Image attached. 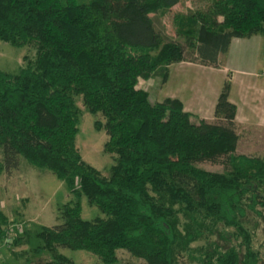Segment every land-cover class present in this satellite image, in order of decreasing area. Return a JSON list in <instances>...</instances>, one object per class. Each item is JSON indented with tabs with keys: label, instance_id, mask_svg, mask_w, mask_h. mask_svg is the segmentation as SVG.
Wrapping results in <instances>:
<instances>
[{
	"label": "trees",
	"instance_id": "1",
	"mask_svg": "<svg viewBox=\"0 0 264 264\" xmlns=\"http://www.w3.org/2000/svg\"><path fill=\"white\" fill-rule=\"evenodd\" d=\"M181 1L0 0V41L36 50L17 74L0 70V174L22 158L73 196L59 210L62 223L37 233L44 245L34 253L47 252L45 264H76L60 247L102 264H117L120 250L147 264H264L253 242L264 220V158L236 153L232 74L214 122L194 121L179 100L158 103L139 88L149 73L166 84L181 62L222 67L234 38L264 37V0H213L176 14L184 44L160 27L161 13ZM78 97L105 119L95 127L109 136L108 175L77 147ZM83 197L101 217L83 219ZM20 227L0 212L2 249L24 242Z\"/></svg>",
	"mask_w": 264,
	"mask_h": 264
},
{
	"label": "rangeland",
	"instance_id": "2",
	"mask_svg": "<svg viewBox=\"0 0 264 264\" xmlns=\"http://www.w3.org/2000/svg\"><path fill=\"white\" fill-rule=\"evenodd\" d=\"M211 1L213 0H182L172 10L161 13L160 27L164 29L170 40L184 44V40L178 38L176 34L174 16L202 9ZM35 56L36 50L32 46L15 48L9 43L0 41L1 71L17 74L21 68L27 65L28 61H34ZM154 79L155 77L151 73L146 77H142L139 88H143L146 81L149 80L147 83H151ZM154 83H152L154 87H151L150 90L155 94L163 85L158 80L156 84ZM159 83L160 87H158ZM152 100L155 101L153 98ZM76 101L81 111L80 132L76 141L77 147L87 163L103 174L108 175L115 162L113 156L104 151L109 136L104 128L97 130L95 127L96 122L104 124L105 119L102 115H92L84 106L81 97H78ZM192 117L194 121L201 120L194 115ZM238 133L240 140L237 154L264 158V128L255 126L240 127ZM0 161H3L1 150ZM204 167L213 170L223 169L209 163L204 164ZM71 200H73V196L65 182L57 179L50 171H42L31 166L22 158L19 159L17 167L7 169L0 174V212L7 217L12 225H23L24 235H26L21 245H8V248H1L0 264H45L49 259V254L47 252L34 253L37 247L44 245L37 237V233L42 227H54L61 224L59 210ZM82 206L84 220L92 221L102 216L98 208L91 205L86 197L82 198ZM254 221L256 220L251 221V227H253L252 223ZM258 222V229L255 228V234L253 233L255 235L253 242L256 252L262 257L264 255V220L258 219ZM249 229L250 227H247V231ZM211 236V241L218 240L217 236ZM206 244L208 242L202 240L193 244V247H201ZM59 252L76 264H102L98 257L85 251H72L60 247ZM117 264L147 263L133 257L127 251L120 250L118 251ZM191 264H201V262L195 261Z\"/></svg>",
	"mask_w": 264,
	"mask_h": 264
},
{
	"label": "crops",
	"instance_id": "3",
	"mask_svg": "<svg viewBox=\"0 0 264 264\" xmlns=\"http://www.w3.org/2000/svg\"><path fill=\"white\" fill-rule=\"evenodd\" d=\"M166 84L160 83L158 93L150 90L156 81H146L143 90L162 103L166 99L179 100L187 113L201 120H215V108L229 73L230 101L236 105L238 128H264V37L234 38L224 65L220 68L190 62L174 64L169 68ZM141 81V80H140ZM140 85V82H139Z\"/></svg>",
	"mask_w": 264,
	"mask_h": 264
},
{
	"label": "built area",
	"instance_id": "4",
	"mask_svg": "<svg viewBox=\"0 0 264 264\" xmlns=\"http://www.w3.org/2000/svg\"><path fill=\"white\" fill-rule=\"evenodd\" d=\"M17 228L21 230V227H20V225H17ZM6 242H7V241H6ZM6 242H5V243H6ZM0 248H1V247H0Z\"/></svg>",
	"mask_w": 264,
	"mask_h": 264
}]
</instances>
